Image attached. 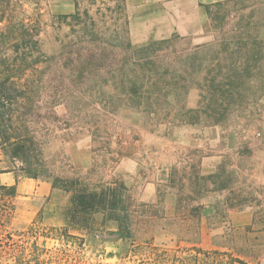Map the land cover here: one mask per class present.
<instances>
[{
	"label": "rangeland",
	"instance_id": "obj_1",
	"mask_svg": "<svg viewBox=\"0 0 264 264\" xmlns=\"http://www.w3.org/2000/svg\"><path fill=\"white\" fill-rule=\"evenodd\" d=\"M74 1L81 20L69 23L53 17L55 12L69 10ZM22 2L28 15L42 14L45 22H56L44 30L41 39L49 54L58 53L63 45L74 51L68 70L77 64L76 48L83 56L90 49L96 51V63L99 54L106 53L96 65L97 74L79 79L103 93L93 92L94 100L88 92L77 94L95 101L83 110L72 103L75 95L62 94L64 102L51 114L45 104L50 89L70 79L44 83L47 87L39 97L42 105L30 124L33 138L27 144L31 159L44 168L40 177L49 180L53 189L42 205L17 195L14 240L0 241V264H14L19 256L22 264H264V96L257 112L248 118L236 117L234 111L224 124L207 125L202 116L198 123L176 120L172 126L164 120L166 106L161 111L163 121L157 123L146 112L130 107L129 94L120 89L135 79L134 60L129 59L133 49L174 34L144 42L133 39L121 0ZM209 19L205 30L212 32L214 43L245 27L264 36V0L225 1L212 7ZM195 45L191 38L177 36L160 45L158 52L159 67L173 71L161 81L191 85L187 93L178 91L183 92L188 107L200 102L203 93L196 85L205 81L203 65L208 61L201 67L190 66ZM59 68L62 64L54 61L53 70ZM136 78L142 81L141 76ZM175 93L167 100L174 101ZM104 99L111 101L110 107ZM90 129L96 130L94 135ZM22 166L21 157L15 164L10 157L0 162V170L17 174ZM155 179L158 191L151 194L145 187ZM72 180L74 191L118 187L132 237L116 241L117 222H103V214L98 213L93 227L102 240L79 245L58 238L56 229L61 227L72 234H87L71 222L74 191L65 187ZM221 182L226 186L220 188ZM246 208L251 210V223H234L233 212ZM32 242L40 258L27 255Z\"/></svg>",
	"mask_w": 264,
	"mask_h": 264
},
{
	"label": "trees",
	"instance_id": "obj_2",
	"mask_svg": "<svg viewBox=\"0 0 264 264\" xmlns=\"http://www.w3.org/2000/svg\"><path fill=\"white\" fill-rule=\"evenodd\" d=\"M223 3H217L216 6ZM23 5L22 0L20 2L0 0V155L3 158L0 162L4 157H10L11 162L15 164L21 157L23 166L18 168L19 175L37 178L45 171L41 165L31 159V147L27 141L33 138L30 124L42 105V102L39 103V97L44 92V87L45 89L47 87L44 83L46 80L52 81L57 78L70 79L66 84L59 81L60 83L53 84L50 89L52 92L45 104L51 114L55 112L58 104L64 102L65 99H61L62 94L67 93L69 96L75 95L72 103L80 110L90 108L95 101L84 99L77 94L88 92L90 98L94 100L95 93L102 94L103 90L96 88V85L85 86L79 79L97 74L96 65L106 53H100L99 61L96 63V51L90 49L83 56L80 49L76 48L77 64L69 67L68 70L67 67L74 61L72 55L74 51H68V45H63L58 53L49 54L44 49V41L41 39V33L45 30L41 25V16L28 15ZM17 8L21 11H16ZM211 12V7L207 6L208 15ZM73 16L77 21L82 19L79 12ZM57 17L59 21H64L67 15L62 14ZM173 37L151 41L133 49L129 55V59L134 60L131 70L135 79L129 86L124 84L120 91L129 94V100L133 102L130 107L146 112L155 122L161 123L163 121L160 119L161 111L168 106L164 120L172 126L176 124V120L185 124L198 123L202 116L207 125L224 124V119L231 112L235 111L236 117L243 118L251 117L257 112L260 100L264 96V36L260 35L259 31L253 32L245 27L215 43L199 44L192 48L191 67L194 64L201 67L208 59L206 65L205 63L203 65L205 81L196 85L203 93L196 107H188L182 99L183 92L178 93L179 89L187 93L190 84L177 85L161 81V77L172 74L173 71L159 67L158 52L161 49L160 45L169 42ZM54 61L60 62L62 69L53 70ZM140 76L142 81L138 82L136 77ZM176 91L175 100L168 101L167 96ZM103 103L107 107L111 106V101L108 99H104ZM90 130L94 135L96 130ZM55 180L58 181V177ZM75 183L72 180L71 185L66 186L65 190L74 191ZM225 186V183H220V188ZM53 187L58 186L54 183ZM117 189L118 187H106L100 191H89L85 187L75 189L71 197L73 205L71 222L87 234L85 236L72 234L67 227H61L56 229L60 231V234H57L58 238L73 240L79 245H84L86 241L102 240V236L93 227L96 222L95 214L98 213L103 214V222L107 220L117 222V230L113 233L117 236L116 241L131 238L133 231L128 223L125 201ZM17 195L15 184L0 182V241L4 244L14 240L12 220L16 210ZM199 207L200 205L194 209L197 210ZM35 246L36 242L30 244L27 255L40 258V250ZM14 264H22L20 256Z\"/></svg>",
	"mask_w": 264,
	"mask_h": 264
},
{
	"label": "crops",
	"instance_id": "obj_3",
	"mask_svg": "<svg viewBox=\"0 0 264 264\" xmlns=\"http://www.w3.org/2000/svg\"><path fill=\"white\" fill-rule=\"evenodd\" d=\"M225 1L229 0H121V10L125 14L132 38L137 41L144 42L151 37L161 38L174 34L189 37L194 44L199 45L214 41L212 32L205 30L206 24L210 20L207 6L212 9L217 3ZM79 10L78 3L75 4L74 1L69 10L55 12L53 17L64 14L67 15L66 20L71 23L72 19H76L73 14L76 12L82 14ZM41 19V25L45 29H49L56 23L55 21L45 22L42 14ZM73 21L75 22V20ZM71 27H75V25H71ZM0 182L9 185L15 184L18 197L34 200L36 204L41 202V205L53 189L52 183L45 178L23 177L15 171L0 172ZM158 186L159 182L156 179L151 180L145 190L152 194L158 191ZM250 213L251 210L247 208L235 210L233 212L234 223H251Z\"/></svg>",
	"mask_w": 264,
	"mask_h": 264
}]
</instances>
